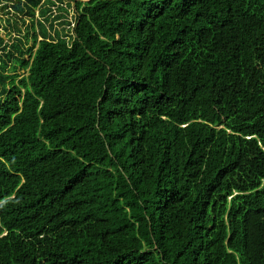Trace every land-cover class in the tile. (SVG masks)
<instances>
[{"label": "trees", "instance_id": "trees-1", "mask_svg": "<svg viewBox=\"0 0 264 264\" xmlns=\"http://www.w3.org/2000/svg\"><path fill=\"white\" fill-rule=\"evenodd\" d=\"M70 1L0 8V264H264V0Z\"/></svg>", "mask_w": 264, "mask_h": 264}, {"label": "rangeland", "instance_id": "rangeland-1", "mask_svg": "<svg viewBox=\"0 0 264 264\" xmlns=\"http://www.w3.org/2000/svg\"><path fill=\"white\" fill-rule=\"evenodd\" d=\"M12 0H0V8L1 6H9V8H11V2ZM82 1H87V0H82ZM67 4H71V6H73V2H71L70 0H64L63 5H67ZM68 16H67V20L72 21L73 20V10L72 8L68 7ZM10 13V12H9ZM36 16H37V12H36ZM7 18L11 19L9 16L6 17L4 15V13L0 12V38H2L4 40V42H9L11 41L16 35L17 33H15L12 28L14 24H7ZM62 20L56 21L55 24H53L54 27H56L58 30H62V26L61 23ZM12 23V21H11ZM48 25V24H46ZM18 26L20 27V29L23 31L24 26L22 24H18ZM8 66H10V64H8ZM8 74L12 75L13 73H11L10 70H8Z\"/></svg>", "mask_w": 264, "mask_h": 264}]
</instances>
